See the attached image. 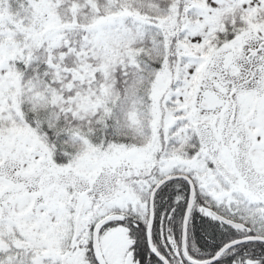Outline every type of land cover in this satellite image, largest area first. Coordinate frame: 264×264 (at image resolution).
Instances as JSON below:
<instances>
[{
	"label": "snow or ice",
	"instance_id": "snow-or-ice-1",
	"mask_svg": "<svg viewBox=\"0 0 264 264\" xmlns=\"http://www.w3.org/2000/svg\"><path fill=\"white\" fill-rule=\"evenodd\" d=\"M0 264H264V0H0Z\"/></svg>",
	"mask_w": 264,
	"mask_h": 264
}]
</instances>
